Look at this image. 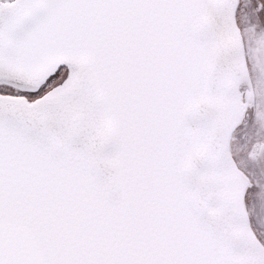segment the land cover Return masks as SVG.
I'll use <instances>...</instances> for the list:
<instances>
[{"label": "snow or ice", "instance_id": "6c2138e0", "mask_svg": "<svg viewBox=\"0 0 264 264\" xmlns=\"http://www.w3.org/2000/svg\"><path fill=\"white\" fill-rule=\"evenodd\" d=\"M0 264H264V0H0Z\"/></svg>", "mask_w": 264, "mask_h": 264}]
</instances>
